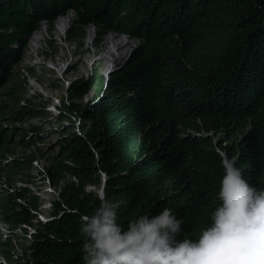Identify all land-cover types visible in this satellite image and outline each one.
<instances>
[{
  "label": "trees",
  "instance_id": "1",
  "mask_svg": "<svg viewBox=\"0 0 264 264\" xmlns=\"http://www.w3.org/2000/svg\"><path fill=\"white\" fill-rule=\"evenodd\" d=\"M69 12V40L93 28L95 48L111 33L137 43L105 78L91 74L67 86L69 104L56 115L58 151L44 167L60 192L52 220L19 264H83L80 215L98 204L96 188L107 190L122 221L171 207L184 220V236L197 239L218 202L217 147L264 187V0H0V89L28 39ZM38 114L29 105L13 118ZM5 120L0 107V157L13 136L20 144L43 141L39 127L8 128ZM16 197L23 204L0 199V221L30 220L37 198L27 190ZM8 253L0 241V254Z\"/></svg>",
  "mask_w": 264,
  "mask_h": 264
},
{
  "label": "clouds",
  "instance_id": "2",
  "mask_svg": "<svg viewBox=\"0 0 264 264\" xmlns=\"http://www.w3.org/2000/svg\"><path fill=\"white\" fill-rule=\"evenodd\" d=\"M111 67L107 73L112 71ZM37 127L41 133L43 127ZM216 152L223 168L216 193L218 202L210 213V223L200 229L197 239L184 236V220L171 207L142 212L122 221L117 203L106 189L100 190L98 204L90 212L80 215L83 264H264V187H258L246 178L237 166L236 155L229 156L220 147ZM36 161L39 162L38 158ZM8 162L2 161V165ZM46 165H43V171ZM33 178L29 176L25 181L30 182ZM51 188L56 194L50 195L48 200L49 216L52 202L60 192L59 187ZM23 190L27 189H21L16 195ZM16 195L10 197L16 201L19 198ZM35 198L38 207L31 209L30 220L22 223H29L33 218L31 211H37L42 205L43 202ZM41 224L44 223L41 222L39 227Z\"/></svg>",
  "mask_w": 264,
  "mask_h": 264
},
{
  "label": "rangeland",
  "instance_id": "3",
  "mask_svg": "<svg viewBox=\"0 0 264 264\" xmlns=\"http://www.w3.org/2000/svg\"><path fill=\"white\" fill-rule=\"evenodd\" d=\"M60 20L66 23V27L59 35L56 26ZM72 20L73 13L69 12L66 16L58 18L52 26L44 24L33 34L32 36L37 39L36 43L30 46L32 36L28 39L21 62L14 67L7 84L0 89L1 113L6 118L4 126L24 129H28L29 126L43 127L40 133L43 141L36 136L32 139L34 143L20 144L19 139L13 136L9 150H4L5 155L0 157L4 163L8 162V156L22 160H28L30 156L35 157L31 164L25 162L24 166L18 169H11V166L7 167L6 164L0 166V175H7L11 182L15 178L26 180L29 176L36 177L35 173L46 165L47 157L58 151L55 128L59 123L56 115L62 110V103L69 104L66 98L69 83L80 78L85 79L91 74L95 77L101 74L105 78L108 68L112 66L113 70L122 64L137 43L125 36L111 33L104 37L99 48H95L92 46L95 38L93 28L86 30L84 38L69 40L66 31ZM111 40L121 43L117 53L119 57L113 63H109L103 57L104 52L111 48L109 44ZM121 45L126 46L121 48ZM112 50L114 51V48ZM93 95V92L88 93L83 102L89 101ZM29 105L40 110L42 114L36 115L30 121L27 119L23 122L15 121L13 118L15 112ZM40 152L44 153V157L40 156ZM36 158L39 160L38 166L34 164ZM41 188L45 189L43 185ZM99 191L100 189H94L97 195ZM7 196L9 195L0 193V199L4 200ZM50 198L51 196H47V200Z\"/></svg>",
  "mask_w": 264,
  "mask_h": 264
},
{
  "label": "built area",
  "instance_id": "4",
  "mask_svg": "<svg viewBox=\"0 0 264 264\" xmlns=\"http://www.w3.org/2000/svg\"><path fill=\"white\" fill-rule=\"evenodd\" d=\"M49 129L50 128H48V130ZM76 132L78 133V130H76ZM11 159L12 158L9 157L8 161ZM34 164L38 166L39 162L35 161ZM42 171L43 166L39 169V172ZM39 172L35 173L36 177L30 182L16 178L10 182L9 179L6 178V175V177L0 175V193L15 197L14 195L20 192L21 189H27L29 196L38 197L40 202H43L37 211H31L33 218L29 223H20L13 226L8 223L0 222V241L6 243L9 250L8 258L0 254V264L24 262L23 258L29 255L28 247L33 241V237L37 232L39 224L51 220L49 216L50 203L47 200V196L56 193L55 190L51 188L49 179L43 174L44 171L41 175ZM41 185H43L45 189L41 188ZM16 201L23 203L19 198H16Z\"/></svg>",
  "mask_w": 264,
  "mask_h": 264
},
{
  "label": "bare ground",
  "instance_id": "5",
  "mask_svg": "<svg viewBox=\"0 0 264 264\" xmlns=\"http://www.w3.org/2000/svg\"><path fill=\"white\" fill-rule=\"evenodd\" d=\"M66 27V23L62 20H60L56 26V30L57 32L60 34H62L65 30ZM35 37L32 36L31 40H30V46H32V43H36ZM111 43H109L111 45V48H108V50H106V52H104L103 57L109 62V63H113L117 60V58L119 57V55L117 54L119 52V48H120V42H115L114 40L110 41ZM34 45V44H33ZM126 45H121V48H124ZM114 48V51L112 50ZM130 52V50H129ZM128 52V53H129ZM127 53V55H128ZM126 55V56H127Z\"/></svg>",
  "mask_w": 264,
  "mask_h": 264
}]
</instances>
